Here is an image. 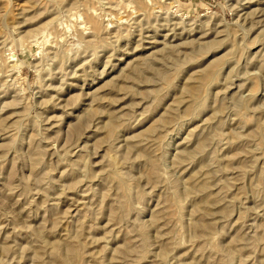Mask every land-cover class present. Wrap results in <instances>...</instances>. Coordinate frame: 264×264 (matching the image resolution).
<instances>
[{
  "label": "rangeland",
  "instance_id": "374dc122",
  "mask_svg": "<svg viewBox=\"0 0 264 264\" xmlns=\"http://www.w3.org/2000/svg\"><path fill=\"white\" fill-rule=\"evenodd\" d=\"M0 264H264V0H0Z\"/></svg>",
  "mask_w": 264,
  "mask_h": 264
}]
</instances>
